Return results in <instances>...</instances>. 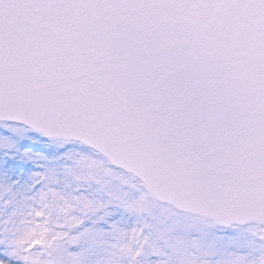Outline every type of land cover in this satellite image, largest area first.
<instances>
[{"label":"snow or ice","instance_id":"obj_1","mask_svg":"<svg viewBox=\"0 0 264 264\" xmlns=\"http://www.w3.org/2000/svg\"><path fill=\"white\" fill-rule=\"evenodd\" d=\"M0 264H264V0H0Z\"/></svg>","mask_w":264,"mask_h":264},{"label":"rangeland","instance_id":"obj_2","mask_svg":"<svg viewBox=\"0 0 264 264\" xmlns=\"http://www.w3.org/2000/svg\"><path fill=\"white\" fill-rule=\"evenodd\" d=\"M40 150H42V149H40Z\"/></svg>","mask_w":264,"mask_h":264}]
</instances>
